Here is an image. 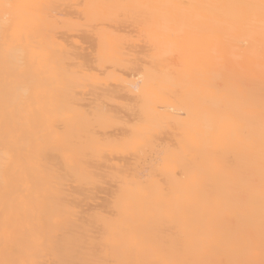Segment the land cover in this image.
I'll return each mask as SVG.
<instances>
[{
  "label": "bare ground",
  "instance_id": "1",
  "mask_svg": "<svg viewBox=\"0 0 264 264\" xmlns=\"http://www.w3.org/2000/svg\"><path fill=\"white\" fill-rule=\"evenodd\" d=\"M13 3L59 5L50 21L22 19L5 39L0 33V261L5 264H97L120 258L124 233L119 226L107 229L92 215V208L107 203L106 190L87 185L75 191H61L48 180L45 169L64 167L69 155L66 141L89 136L86 109L93 104L107 106L116 119L103 122L106 141H124L131 129L127 119L128 94L121 86L127 69L122 60L134 44L127 28L111 22L107 29L85 27L74 7L85 3L193 4L239 3L244 0H10ZM175 18L185 10H170ZM89 17L95 20V12ZM161 29L166 27L163 20ZM175 27L182 28L177 23ZM209 68L227 87L244 96L249 90L257 98L264 87V75L258 56L259 39L252 50L226 47L223 37L213 31L200 34ZM66 46L84 62L85 69L74 78L79 93L76 103L63 98V87L42 59V51L51 50L54 58L63 55ZM97 54L104 57L98 66ZM223 56V67H218ZM130 78V76L128 77ZM211 98L209 90L195 78L183 81L179 92L157 98L156 103L180 109L204 106L201 100ZM251 110L243 104L224 107L209 114L208 123L216 129L214 143L230 149L223 159H209L204 166L211 170L214 191L210 196L203 187H196V178L189 176L183 184L171 189L163 208H153L150 215L158 221L166 235L162 243H176L168 249V258L219 259L227 257L234 242H243L248 229L249 209L244 196L247 185L248 152L243 136L245 120ZM161 115H165L162 113ZM164 140H174L175 134ZM92 163L96 172L119 166L127 169L137 163L135 147L113 151L96 145ZM174 171V169H173ZM259 161L257 158V177ZM76 185V179H72ZM211 200V206L209 205ZM255 224L259 227L257 202ZM5 238L10 242L5 246ZM19 242L17 246L16 242ZM129 258V257H123ZM137 259H161L157 252H141Z\"/></svg>",
  "mask_w": 264,
  "mask_h": 264
},
{
  "label": "snow or ice",
  "instance_id": "2",
  "mask_svg": "<svg viewBox=\"0 0 264 264\" xmlns=\"http://www.w3.org/2000/svg\"><path fill=\"white\" fill-rule=\"evenodd\" d=\"M58 7L0 0V33L7 39L24 18L50 21ZM74 7L82 13L80 20L85 27L103 30L111 26L110 21L116 22L124 25L134 40L123 55L122 63L127 72L120 81L128 94V116L126 120L121 119L131 129L129 138L106 141L102 125L106 120L116 119L115 114L107 106L93 104L89 108L80 103L78 106L86 109L89 136L94 141H86L81 136L68 139L67 172L64 167L45 169L49 182L61 191L69 188L75 191L81 185L106 190L107 203L92 208V215L107 229L119 226L124 239L120 258L97 264H264V87L257 98L252 90L242 96L224 85L209 68L203 44L197 39L200 34L213 31L223 37L226 47L249 49L255 54L253 45L258 37L260 70L264 75V0L193 4L85 3ZM176 9L185 10V15L178 19L173 17L170 10ZM90 11L95 12V20L89 17ZM161 20L166 24L163 29L159 25ZM177 23L183 27L178 29ZM75 51L66 46L58 58H54L49 49L42 51V59L62 84L63 98L73 103L79 96L74 78L83 71H93L84 68V62ZM95 62L103 66V55L97 54ZM223 64V56H218V67L222 68ZM188 78L200 80L209 90L211 98L201 100L203 108L197 110L187 105L176 109L155 102L159 97L179 92ZM237 104H243L252 113L245 120L242 133L249 160L244 196L250 220L243 242H234L231 253L219 259H170L168 249L179 248V245L162 243L166 235L158 225L162 217L150 215V210L163 208L171 189L183 184L189 176H194L195 186L203 187L210 196L215 185L204 161L223 159L230 149L214 143L216 129L209 126V114ZM172 134L176 138L166 142L163 137ZM96 145L113 151L135 147L137 163L127 169L117 166L96 172L92 163ZM73 178L76 185L72 183ZM257 202L258 229L255 224ZM9 242L5 238L6 247ZM157 251L162 257L159 260L136 258L141 252ZM125 256L129 258H123ZM0 264L5 262L0 261Z\"/></svg>",
  "mask_w": 264,
  "mask_h": 264
}]
</instances>
